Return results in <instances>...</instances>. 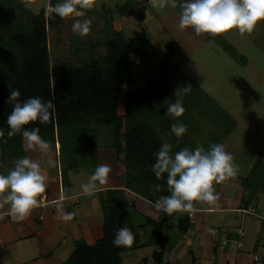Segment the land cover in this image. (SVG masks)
<instances>
[{
	"label": "trees",
	"instance_id": "obj_1",
	"mask_svg": "<svg viewBox=\"0 0 264 264\" xmlns=\"http://www.w3.org/2000/svg\"><path fill=\"white\" fill-rule=\"evenodd\" d=\"M130 3L131 8L137 5L136 2ZM76 6L77 11L82 9L80 0ZM4 8L0 6V129L4 130V135L0 136L2 168L5 159L23 155L21 134L17 132L8 137L5 122L11 111L8 96L10 90L16 88L20 90L21 100L37 95L55 97L54 116L47 123L30 122L25 127L38 126L39 134L49 145L58 144L65 179L68 171L87 168L97 161L98 136L110 128V147L127 167L122 175L125 189L153 204L159 196L170 194L163 176L158 180L151 170L155 159L153 154L162 140L167 139L173 144L178 139L170 131V124L177 118L165 114L167 104L175 99L177 91L183 106L186 101L191 105L200 102L206 104L203 108L211 109L208 101L202 99L205 97L211 101L209 96L194 84L179 64H173L171 57L174 49L166 45L156 76L136 86L130 56L153 57L156 47L151 39L126 38L121 31L111 29L104 40V56L81 58L78 65L58 60L51 65L47 27L60 24L66 17H60L46 8L37 14L28 11L8 13ZM262 22L264 26V20ZM209 38L216 40L214 35ZM217 41L227 53H232L233 48L229 44L220 38ZM186 86L198 89L204 97L198 99L191 90L184 93L180 88ZM120 106L124 107V113H119ZM253 171L256 175H251L252 183L263 187L264 164L258 160ZM156 184L161 186L159 191L154 187ZM125 189H115L118 195H110L107 205L104 199L102 201L106 212L103 237L94 244H87L83 239L77 241L64 264H121L122 254L128 246H114L111 241L116 229L127 224V214L121 208L124 206L122 203H128L123 197ZM175 216L176 212L168 214L158 210L157 219L146 218L156 234V242L162 247L161 251L153 253L158 264H170L164 259V248L172 234L178 232L183 235L190 228L187 216H177L178 219Z\"/></svg>",
	"mask_w": 264,
	"mask_h": 264
},
{
	"label": "crops",
	"instance_id": "obj_2",
	"mask_svg": "<svg viewBox=\"0 0 264 264\" xmlns=\"http://www.w3.org/2000/svg\"><path fill=\"white\" fill-rule=\"evenodd\" d=\"M37 3L41 5L38 9L26 7L28 4L35 5ZM51 3L52 0H0L2 9L5 6L8 13L16 14L24 11L36 14L43 8H51ZM187 76L195 81L192 75L187 74ZM199 88L209 96L212 102L193 86L190 90L198 96V99L204 97L202 99L208 101L211 109L203 108L206 104L200 102L196 105L185 102L187 104H184L185 111L177 119L187 125V131L177 139L176 148L179 150L185 146L195 147L198 142L205 147L212 142L223 143L226 150L233 154L235 162L239 165V172L235 177L213 184L215 191L219 193L216 205L193 201L192 209L182 211L181 215L187 216L191 225L186 234L182 235L178 232L172 234L165 247L169 252L168 257L175 256L178 261H181L186 252L193 256L195 252L188 249L186 243V241L192 240L194 244L198 242L195 248L199 252L202 251L199 254H203L205 251L203 246L210 245L213 253L208 254L206 259L216 264H264V204L261 206V201L264 202V194L257 192L254 188L256 184L252 183L251 176L256 175L253 170L258 160L264 164V141L260 140L264 138V123L260 122V126H258L257 120L249 121V112L241 102L239 105L233 100L217 102L213 94H209L201 86ZM192 108H194L193 112ZM257 128L262 130V135L256 133ZM209 132L212 134L210 135ZM190 143L194 146H191ZM22 147H24L23 144ZM250 149L256 151L254 157H251L252 159L250 158ZM113 151L112 149V153H114ZM25 153L26 151L23 149L22 156ZM27 154L32 159L40 160L42 171L47 178V186L45 192L41 194L39 205L22 221H13L7 213L8 205L0 201V264H64L74 251L77 241L83 239L87 244H94L95 239L99 236L97 229L102 225L99 224V220H94L95 218L89 211L96 206H102V202H97V200L101 201L102 196L96 197L94 201V195L112 189H125L124 180H115V175L110 176L112 166L108 164L110 172L106 182L99 185L90 194H84L79 188L81 184L76 186L77 179L80 180L79 177H81L79 174L84 168L68 171L66 181L62 174L57 143L52 144V157L54 158L52 161L54 163L50 167L47 163L50 158L46 157L45 153L42 152L45 155L42 160L32 156L30 152ZM100 154L98 153L97 157L98 155L101 157ZM101 158L99 164H102ZM15 159H6L7 167L11 164L12 168ZM118 160L121 161L119 158ZM89 172L92 174L93 169ZM262 175L261 173V182L263 181ZM119 176L121 175L119 174L117 179L120 178ZM260 185H256L259 190L264 188V185L263 187ZM104 188L110 189L102 190ZM124 194L126 197L128 194L135 197L132 199L134 206L135 204L137 206V199L141 198L142 201L145 200L150 204L147 203L149 209L153 207L151 202L130 190L125 189ZM132 204L130 202L131 206ZM62 211H74L75 215L71 220H64L61 218ZM147 213L150 212L147 211ZM150 216L153 217L152 214ZM209 228L216 229L217 234L215 233L214 237L211 235L213 231L210 232ZM198 233L200 236L196 239L194 235ZM258 253L261 257L259 261L254 259ZM189 261L191 264L195 261V257Z\"/></svg>",
	"mask_w": 264,
	"mask_h": 264
},
{
	"label": "rangeland",
	"instance_id": "obj_3",
	"mask_svg": "<svg viewBox=\"0 0 264 264\" xmlns=\"http://www.w3.org/2000/svg\"><path fill=\"white\" fill-rule=\"evenodd\" d=\"M131 1L136 2L137 5L131 8ZM56 2L57 0H52L51 5ZM89 3L93 6L83 7L78 10L80 15L66 17L60 24L47 27V42L51 65L56 60L78 65L81 58L88 59L90 56H104L106 54L104 40L106 36L110 35L111 29L121 31L126 38L146 37L154 43L156 54L146 59L140 58L135 54L130 56L133 62L132 72L136 86H141L150 78L156 76L165 54V46L169 45L174 49V55L171 57L173 64H179L186 75H192L196 81H193L195 85L198 84L197 86L200 85L206 92L213 94L217 102L233 100L238 105L241 102L249 112V121L251 119L253 122L257 120L256 124L258 126H260V122L264 123V26L262 20L257 22L251 33L241 34L233 29L216 34L214 35L216 40H210V34H196L191 29L182 30L178 27L179 0L174 5L169 4L166 0L165 7L162 9L153 8L149 2H143L142 0H89ZM77 4L78 0H76ZM47 8L50 9V7ZM74 18L81 20L87 18L91 21L90 31L86 35L80 36L73 33L71 24ZM218 38L233 48V50L231 49V54H227L219 46ZM193 111L194 108H192ZM119 113H124V107H119ZM109 129H105L108 132L100 133L98 136L97 154L101 153L102 158L98 155L97 161L81 170L79 174L81 177H79L80 180L77 179L76 186L89 182L91 176L89 171L95 169L99 164L100 158L102 159L100 161L102 164L112 166L110 176L115 175V180L119 181L123 179L122 175L127 167L122 163V160H118L115 151L112 153ZM256 133L262 135V130L257 128ZM209 134L211 135L212 133L209 132ZM260 140L264 141V138ZM195 142L198 141L195 140ZM176 143V140L173 141V151H177ZM22 144L24 147L21 146V149L22 151L25 149V155H29L27 153L30 152L32 156L42 160L43 157L45 158V155H43L45 153L50 160L54 159L52 157V145H49V150L42 154L38 149L30 148L26 141L23 140ZM190 145L194 146L192 143ZM255 152L253 149L249 150L250 158L254 157ZM38 161L40 162V160ZM7 166L5 159V168H2L0 163V173L7 172L12 165ZM119 174L121 176L117 179ZM254 188L257 192H263L264 194V188L259 190L256 185H254ZM106 189L110 188L102 190ZM116 194L118 195L115 189L102 191V193H96L93 199L95 201L96 197L102 196L101 201L97 200V202L100 203L104 199L105 205H107L110 201V195L115 196ZM123 197L125 200L128 199V203H122L124 206H121V208L127 214L126 226L132 230L134 239L131 245H127L128 250L122 254L121 264H158L153 258V253L161 251L162 247L156 242V234L153 227L146 220L147 217H155L154 219H157L158 209L154 206L149 209L147 207L148 202L142 201L141 198L137 199V206L136 204L134 206L132 204V199L135 198L133 195L131 197L128 194L126 197L123 193ZM151 204L154 205L153 203ZM263 204L264 202L261 201V206ZM146 210L150 213H147ZM89 213L95 218L94 220H99V224L102 225L97 229L99 235L95 239L97 241L103 237V222L106 212L103 206H96L94 209H90ZM181 214H183L182 211L176 213L175 217H179ZM215 214L221 215L220 213ZM177 219L174 218V221L177 222ZM215 233L216 229L213 230L211 235L214 237ZM211 235L209 234V237ZM194 236L197 239L200 234L198 233ZM194 236L192 237L195 239ZM215 240L217 239L215 238ZM186 243L188 244V249L195 252L193 256L186 252L185 257L178 261L175 256L169 258V252L164 248L165 261L170 264H189V260L195 257V261L191 264H216L206 259L208 254L213 253L210 245L203 246L205 253L199 254L202 251L199 252L195 248L198 242L194 244L191 240L190 242L186 241ZM203 256L206 259L205 261L202 259Z\"/></svg>",
	"mask_w": 264,
	"mask_h": 264
},
{
	"label": "clouds",
	"instance_id": "obj_4",
	"mask_svg": "<svg viewBox=\"0 0 264 264\" xmlns=\"http://www.w3.org/2000/svg\"><path fill=\"white\" fill-rule=\"evenodd\" d=\"M153 8L162 9L166 0H148ZM169 4H176L177 0H167ZM89 0H80V7H92ZM26 7L39 8V3L28 4ZM180 29H191L196 34L207 33L216 35L228 30L238 33H251L257 22L264 20V0H179ZM47 11L54 12L60 17L80 15L77 11L76 0H57ZM91 21L87 18L73 19L71 30L80 36L90 31ZM191 86L180 88L184 93L190 91ZM19 89L10 90L7 102L11 104V111L6 117L8 125L7 136L12 137L19 132L30 148L41 152L49 150V142L39 134V127L30 122L47 123L55 113V97L42 98L31 96L19 99ZM185 111L181 97L177 91L175 99L167 104L166 113L174 118L180 117ZM171 133L179 138L187 131V125L181 120L170 124ZM4 130L0 129V136ZM173 144L167 139L162 140L158 150L153 154L155 159L151 170L159 180L165 179L170 194L159 196L154 201V207L164 213L171 214L177 211H187L193 208V201L205 202L207 205H216L219 193L213 184L235 177L239 172V165L233 154L226 150L223 143L212 142L205 147L197 143L195 147H182L172 151ZM48 166L54 163L49 160ZM110 167L107 164H98L92 172L89 182L82 184L84 194L95 191L108 179ZM166 174V175H164ZM46 175L42 171L38 160L28 155L18 157L13 167L7 173H0V201L8 205L7 213L13 221L24 220L40 203L41 194L46 189ZM159 191L160 185H154ZM74 211H62L61 218L71 220ZM210 232L212 228L208 229ZM134 234L128 226L116 229L111 243L114 246L131 245ZM254 259H261L259 254Z\"/></svg>",
	"mask_w": 264,
	"mask_h": 264
}]
</instances>
